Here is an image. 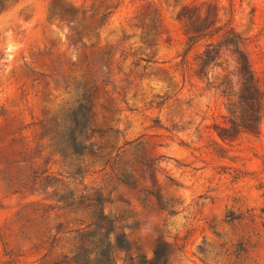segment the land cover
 Returning <instances> with one entry per match:
<instances>
[{"label":"rangeland","instance_id":"374dc122","mask_svg":"<svg viewBox=\"0 0 264 264\" xmlns=\"http://www.w3.org/2000/svg\"><path fill=\"white\" fill-rule=\"evenodd\" d=\"M185 5L212 7L219 34L243 39L264 92V0L2 1L0 264H106L98 209L80 199L95 192L131 244L110 249L116 264L156 248L165 264H264V101L256 134L218 135L228 97L180 66ZM220 61L210 77L234 90V62ZM91 86L80 140L104 148L77 156L59 141ZM117 155L135 187L114 176ZM141 158L154 160L152 179Z\"/></svg>","mask_w":264,"mask_h":264},{"label":"trees","instance_id":"16d2710c","mask_svg":"<svg viewBox=\"0 0 264 264\" xmlns=\"http://www.w3.org/2000/svg\"><path fill=\"white\" fill-rule=\"evenodd\" d=\"M2 1L0 0V4ZM197 11V7L185 5L178 13V18H182L185 21L186 34V48L181 54L180 66L184 72H190L192 76L201 81H205L206 85L218 90L221 95L228 97L227 111L229 113V126L218 128V135L221 138L233 140L239 132L256 134L261 119L264 92L258 84V80L251 69L248 56L243 49L244 41L238 34L232 31H227L221 35L219 34L222 28L215 26L216 14L212 7H208L203 13V16L197 14ZM217 37H220V39L216 40ZM198 45H201L202 49L195 54L190 63L187 59L188 54ZM225 53L234 62V90L232 89V83L228 75H223L221 78H213V80L210 77V72L213 71L214 67L221 65L220 58ZM92 90V86L85 88L82 94V101L79 105V115L82 122H77L75 127L69 130L66 138L60 139L59 141L73 155L94 154L104 148L99 147L98 151L94 152L92 144H83L80 140L82 136L86 138L88 136L86 131L90 120ZM56 135L57 133L54 132L52 138L54 139ZM60 151L62 153L64 152L63 149H60ZM118 157L119 155L114 158L112 163V168L115 170L114 176L122 184L135 187L136 179L133 175L134 169L128 162L115 166L118 164ZM153 162L154 160L150 158L140 159L141 176L148 174L152 179ZM148 193L153 194L157 202L161 204L162 199L158 191ZM80 199L82 202H87L88 206L98 209L93 223L99 228L105 229L103 232L107 249L105 261L106 264H116L110 249L114 247L127 253L131 249V244L127 240L126 234L124 232L114 233L113 221L104 214L105 198L100 192H95L94 195H81ZM113 233L114 239H111L110 236ZM153 255L151 259H146L141 256L140 260H138L139 256L126 255V259L128 260V264H165L166 261L165 259H161L158 248L154 250Z\"/></svg>","mask_w":264,"mask_h":264}]
</instances>
